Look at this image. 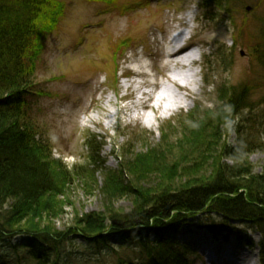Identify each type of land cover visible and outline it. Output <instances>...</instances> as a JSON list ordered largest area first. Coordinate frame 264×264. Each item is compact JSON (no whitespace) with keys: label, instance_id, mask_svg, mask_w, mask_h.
<instances>
[{"label":"rangeland","instance_id":"1","mask_svg":"<svg viewBox=\"0 0 264 264\" xmlns=\"http://www.w3.org/2000/svg\"><path fill=\"white\" fill-rule=\"evenodd\" d=\"M60 1L65 5L63 17L57 29L45 38L36 65L35 89L39 95L34 102L40 134L50 143L54 158L61 160L69 171L76 166L93 168L89 161L91 143L101 148L103 168L115 171H120L133 155L161 145L162 140L173 146L185 129L191 131L196 121H192L194 115L205 119L209 112L215 114L224 108L220 96L223 88L239 90L241 85L252 84L247 108L232 117L226 112L230 114V126L221 128L222 144L227 142L236 149L239 141L236 124L243 125L244 120L255 118L253 146L249 153L248 147L239 153L241 161L248 160L256 174H264V68L259 63V57L264 55V0H235L236 8L229 13L230 22L223 26H212L203 19L202 0ZM178 31L187 32L186 45L201 38L210 42L208 48L200 49L210 64L205 66L208 60L205 63L202 58L193 66L200 84L194 86V97H187L180 109L158 120V114L137 105V101L144 102L147 94L154 98L161 84L173 88L167 81L169 67L165 65L163 51L169 45V37ZM220 53L230 58L228 68L223 65ZM206 75L213 83H207ZM248 81L252 82L246 84ZM137 113L149 117L158 130H150L143 119H137ZM226 163L232 166L231 160ZM207 171L209 174V168ZM96 173L100 187L87 188L76 182L68 191V206L51 223L68 237L66 255L77 264H84L94 256L93 247L82 235L71 234L76 218L105 212L100 192L104 172L99 168ZM156 181L152 178L151 182ZM133 208L130 198H122L115 204V209L124 214ZM200 218L187 219L178 235L180 244L195 253L190 260L194 264H239V257L262 264L259 233L248 226L233 224L243 237L254 241L255 249L251 250L235 236L227 238L226 234L220 236L199 228ZM213 219L219 223L222 217L213 215ZM108 225H112L110 220ZM122 232L117 225L105 237L119 248L123 244ZM24 241L26 237L18 236L13 243ZM4 252L0 249V255ZM117 263V258L100 257L89 264Z\"/></svg>","mask_w":264,"mask_h":264},{"label":"trees","instance_id":"2","mask_svg":"<svg viewBox=\"0 0 264 264\" xmlns=\"http://www.w3.org/2000/svg\"><path fill=\"white\" fill-rule=\"evenodd\" d=\"M202 1L207 14L236 8L235 0ZM64 10L60 0H0V249L6 250L0 264H77L66 255L68 237L51 223L68 206V191L76 182L100 187L99 168L104 172L100 192L105 212L77 217L71 230L93 247L94 257L84 264L100 257L117 258V264H194L190 260L195 253L180 244L178 235L181 224L197 216L199 228L233 235L251 249L254 241L233 224L259 233L264 264V174H256L239 153L244 147L250 152L256 119L236 124V149L222 144L221 130L230 126V116L247 108L254 85L231 92L223 88L222 110L209 112L205 119L194 115L191 131L185 129L173 146L162 140L156 148L126 160L120 171L103 168L101 148L95 143L88 145L93 168L76 166L69 171L40 134L34 102L43 43L57 29ZM259 63L264 68V55ZM122 198L133 201L132 212L115 209ZM213 215L222 220L217 223ZM117 225L123 231L119 248L105 237ZM18 236L26 241L14 244Z\"/></svg>","mask_w":264,"mask_h":264},{"label":"bare ground","instance_id":"3","mask_svg":"<svg viewBox=\"0 0 264 264\" xmlns=\"http://www.w3.org/2000/svg\"><path fill=\"white\" fill-rule=\"evenodd\" d=\"M214 14H220V16L222 17L216 20V18H219L220 16L215 17ZM203 17V19H205L207 23H211L212 26H223L224 23L229 24L230 22L229 12L225 9H216L214 12L213 10H210V14L203 12ZM202 32L203 30H200L198 34L201 35ZM186 38L187 32L183 33L178 31L174 35V38L172 37V39L169 41L168 47L163 51V57H166L167 59L165 61V65L169 67L167 81L172 85L174 89L161 84L160 91L159 93H157V95H155L154 98H152L150 94H147V99L144 102L137 101V105L158 114V120L162 119L164 114H171L177 109H180L181 105L185 102V99H187V97H194V94L192 93L194 86H200L197 79L198 72L196 71V69L193 70V66L197 65L200 62V60L196 58L198 54H200L202 58L206 59L205 63L208 60L205 66H207L208 63L210 64L209 58L204 57L206 53L202 54L200 51L201 48L205 49L206 46H209L210 42L205 40V38H201L194 44L186 45ZM220 58L225 68H228L231 64L230 58L226 57L224 53H220ZM136 73H140V71H137ZM206 77L208 78L207 83H213L210 77H208L207 75ZM145 94L146 93H143L142 95L144 96ZM175 105L177 106V108L174 109L173 107H175ZM136 116H138L137 119L139 120L143 119L150 130H158L155 122L149 119V117L138 113ZM108 117L111 119V113H108ZM110 127H112V122L110 124ZM237 262L239 264H252L243 257H239Z\"/></svg>","mask_w":264,"mask_h":264}]
</instances>
